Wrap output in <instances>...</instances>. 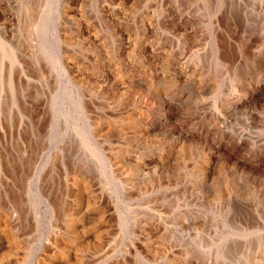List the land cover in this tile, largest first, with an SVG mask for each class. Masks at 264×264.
<instances>
[{
  "label": "rangeland",
  "instance_id": "obj_1",
  "mask_svg": "<svg viewBox=\"0 0 264 264\" xmlns=\"http://www.w3.org/2000/svg\"><path fill=\"white\" fill-rule=\"evenodd\" d=\"M0 264H264V0H0Z\"/></svg>",
  "mask_w": 264,
  "mask_h": 264
},
{
  "label": "bare ground",
  "instance_id": "obj_2",
  "mask_svg": "<svg viewBox=\"0 0 264 264\" xmlns=\"http://www.w3.org/2000/svg\"><path fill=\"white\" fill-rule=\"evenodd\" d=\"M178 15H180V16H184L183 18H181V19H187V18H185V14L183 15V14H178ZM187 17H188V15H187ZM152 18V17H151ZM189 19V18H188ZM188 19H187V21H188ZM184 20V22H186ZM190 20V19H189ZM194 23L195 24V22L194 21H190L189 23ZM185 24H187V22L185 23ZM202 24V23H201ZM203 24H204V22H203ZM207 24V23H206ZM184 25V24H183ZM188 25V24H187ZM190 25V24H189ZM150 26V25H149ZM152 27V26H151ZM191 27H193V26H191ZM190 27V28H191ZM183 28H184V26H183ZM184 29H186V28H184ZM194 29V28H193ZM200 29H202V27L200 28ZM153 30H155V29H153ZM206 30V29H205ZM204 30V31H205ZM203 31V30H202ZM152 32V31H151ZM127 37V36H126ZM161 37V36H160ZM170 36H168L167 35V39H170L169 38ZM204 37V36H203ZM165 38V37H164ZM163 38V39H164ZM205 38V37H204ZM157 39V38H156ZM172 39V38H171ZM126 40V39H125ZM127 40H129V39H127ZM134 40V39H133ZM198 40H199V38H198ZM205 40V39H204ZM179 41V40H178ZM211 41V40H210ZM191 43H192V45L193 46H197V45H199V43L198 42H200V41H197V40H195L194 42L193 41H190ZM129 43V42H128ZM209 43V42H208ZM149 44V43H148ZM157 44V43H156ZM174 44V43H173ZM210 44V43H209ZM214 44V43H213ZM211 45V44H210ZM259 45V44H258ZM164 47V46H163ZM162 47V48H163ZM198 47V46H197ZM203 47V46H202ZM202 47H200V48H202ZM211 47V50H212V57H213V60L215 61V63H214V65L215 66H217L218 68H220V70L222 71V69L223 70H225L226 72L225 73H227L228 72V70H229V72L230 73H235L236 72V70H237V68H238V65L239 64H241V63H237L238 65H235L236 64V62L238 61V58H239V56L237 55V51H235V50H233L232 52H231V48L229 49V48H227L226 46V48H223L222 49V47H217V44L215 43V45H213V46H210ZM224 47V46H223ZM259 47V46H258ZM205 48V47H204ZM262 48V47H261ZM140 49V48H139ZM170 49V48H169ZM182 50L180 51V54L178 53L177 55H175V54H172V55H170V56H168L169 54L167 53V55L166 56H168V58L167 57H164V56H157L158 58H162V59H164V60H166V62L167 61H169V62H172V61H176V59H178L179 58V60H178V63H179V69H180V73H181V75H186V74H188L190 71L192 72V74L193 75H191V77L193 76V77H198L197 79L199 80V79H201L202 80V78H205V77H210V76H214V73L211 75V72H210V70L209 71H207V72H204L205 70H203V69H205V68H203V69H198V68H191L190 69V64H189V56H190V54L191 55H193V54H195L196 52V49L195 50H193V48H191L192 50L191 51H189L188 52V54L186 53V52H184V50H183V48H181ZM189 49V48H188ZM203 49V48H202ZM201 49V50H202ZM91 50V49H90ZM153 50V52L155 53V50L154 49H152ZM198 50H200V49H198ZM240 50V49H239ZM168 51V50H167ZM174 50H172V53H174L173 52ZM204 51V50H203ZM209 51V50H208ZM170 52V51H169ZM199 52H201V51H199ZM205 52L206 51H204V53H203V55L205 54ZM210 52V51H209ZM154 53H152V54H154ZM176 53V52H175ZM198 53V52H197ZM207 53V52H206ZM254 53V52H253ZM156 54V53H155ZM160 54V53H159ZM166 54V53H165ZM164 54V55H165ZM200 55H202V53H200ZM203 55H202V57H203ZM241 55V54H240ZM253 55V54H252ZM152 56V55H151ZM156 56V55H155ZM176 56V57H175ZM207 56H208V54H207ZM210 56V55H209ZM257 56V55H256ZM130 57V56H129ZM209 59V58H208ZM138 60V59H137ZM160 60V59H159ZM193 60V59H192ZM194 61H196V60H194ZM138 62H140V61H138ZM157 62H158V59H157ZM161 62V61H160ZM165 62V63H166ZM213 62V61H212ZM252 62V61H251ZM255 62V61H254ZM254 62H253V64H254ZM159 63V62H158ZM162 63V62H161ZM191 63V62H190ZM249 63H250V61H249ZM257 63V62H256ZM141 64V63H140ZM173 64V63H172ZM175 65V64H174ZM193 65V64H192ZM212 65H213V63H212ZM213 65V66H214ZM132 66H134V65H132ZM135 66H137V65H135ZM138 66H141V65H139L138 64ZM171 66H173V65H171ZM171 66H169V68L167 67V68H164L163 70H164V73H163V75L162 76H164L165 78H166V80L168 79V78H172V76H173V72H175L173 69H170V67ZM177 66H178V64H177ZM244 66V65H243ZM162 67V66H161ZM164 67V66H163ZM202 67V66H201ZM200 67V68H201ZM209 67V66H208ZM207 67V68H208ZM249 67V66H248ZM135 68V67H134ZM137 68V67H136ZM210 69H211V67H209ZM208 68V69H209ZM218 68H216V70L215 71H213V72H216V71H218L219 73H220V71L218 70ZM250 69V68H249ZM253 69L254 70H258V69H260V64L259 65H255L254 67H253ZM133 70V69H132ZM173 70V72H171V71ZM235 72H234V71ZM136 71V70H135ZM239 71V70H238ZM237 71V72H238ZM252 71V70H251ZM260 71V70H259ZM259 71H257V72H259ZM190 72V73H191ZM228 72V73H229ZM216 74V73H215ZM218 74V73H217ZM216 74V75H217ZM236 75H237V73H235ZM179 75V74H178ZM222 75H224V73L222 74ZM221 75V76H222ZM255 75V74H254ZM177 76V75H176ZM238 76V75H237ZM259 76V75H258ZM161 77V76H160ZM217 77H219V76H217ZM227 77V76H226ZM235 77V76H234ZM163 78V77H162ZM165 78H163V79H165ZM214 78H216L215 76H214ZM185 80H187L186 78H184ZM192 79V78H191ZM211 79V78H210ZM210 79H209V81H210ZM213 79V78H212ZM214 80V79H213ZM168 81H169V79H168ZM205 81V80H204ZM217 82L219 81L218 79L216 80ZM257 81H258V79H257ZM260 81V80H259ZM172 82V81H171ZM206 82H208L207 80H206ZM262 82V81H261ZM178 83V82H177ZM185 83V82H184ZM233 83V81L231 82V84ZM256 84V83H255ZM205 86V85H204ZM246 91V90H245ZM248 91V90H247ZM232 94V93H231ZM227 96H229V95H227ZM243 99V98H242ZM181 100V99H180ZM173 102V101H172ZM222 108V107H221ZM236 108V107H235ZM224 110H225V108H224ZM239 110V109H238ZM224 114V113H223ZM132 117V116H131ZM135 121V120H134ZM214 121V120H213ZM132 123V122H131ZM136 123V122H135ZM137 126V125H136ZM129 128V127H128ZM125 129V128H124ZM131 129V128H130ZM134 130H133V132H132V135H134L135 133H139V135L140 134H146V135H148V133H149V131H150V128L147 126L146 127V129L145 130H142L141 132H139L138 131V127H135V128H133ZM129 131V130H128ZM127 131V132H128ZM138 131V132H137ZM129 133V132H128ZM189 136H191V140H192V142H195V143H198L199 142V144H200V147H199V149H201L203 152H204V155H203V157L205 158V163L208 161L209 162V160H210V154H209V149H211L210 147H208L207 145H206V143H204L203 141H201V139H200V137H198L199 135H198V130H196V131H194V132H191V133H189L188 134ZM206 135V134H205ZM129 136V135H128ZM123 137V136H122ZM184 139L185 138H177L176 140H175V142H171V144L169 145L170 146V149H169V154L167 155V157H166V159L171 155V157H172V152L171 151H173L174 149H177L178 147L179 148H183V146H184V144H186L185 143V141H184ZM255 141V140H254ZM191 142V141H190ZM202 144H201V143ZM198 144V145H199ZM193 145V144H192ZM195 145H197V144H195ZM166 147V146H165ZM168 147V146H167ZM167 150V149H166ZM168 152V151H167ZM163 153V152H162ZM160 154V153H159ZM161 155V154H160ZM163 155V154H162ZM164 156H166V155H164ZM158 157V156H157ZM156 157V158H157ZM160 157V156H159ZM158 157V160H160V158ZM151 159V158H150ZM166 159H164L165 161H166ZM172 159V158H171ZM159 162H162L161 160L159 161ZM170 162H172V161H170ZM168 164V163H167ZM201 164V163H200ZM164 165H166L165 164V162H162V166L164 167ZM197 165V164H196ZM155 167V166H154ZM203 167H205V166H203ZM203 169V168H202ZM205 172H204V174H205V179L207 180L208 178H209V175H208V172L206 171L207 170V167H205ZM204 177V176H203ZM173 251V250H172Z\"/></svg>",
  "mask_w": 264,
  "mask_h": 264
}]
</instances>
